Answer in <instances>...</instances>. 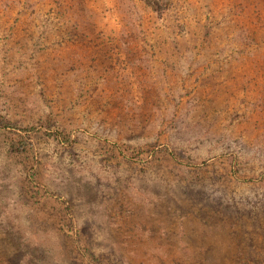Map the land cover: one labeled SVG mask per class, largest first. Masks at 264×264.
Returning <instances> with one entry per match:
<instances>
[{
	"label": "rangeland",
	"instance_id": "obj_1",
	"mask_svg": "<svg viewBox=\"0 0 264 264\" xmlns=\"http://www.w3.org/2000/svg\"><path fill=\"white\" fill-rule=\"evenodd\" d=\"M0 264H264V0H0Z\"/></svg>",
	"mask_w": 264,
	"mask_h": 264
}]
</instances>
